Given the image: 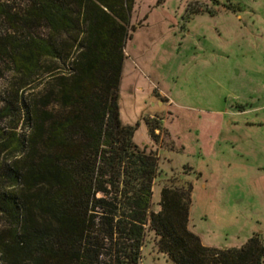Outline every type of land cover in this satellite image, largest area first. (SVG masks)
I'll return each mask as SVG.
<instances>
[{
    "label": "trees",
    "instance_id": "16d2710c",
    "mask_svg": "<svg viewBox=\"0 0 264 264\" xmlns=\"http://www.w3.org/2000/svg\"><path fill=\"white\" fill-rule=\"evenodd\" d=\"M134 4L29 0L17 11L0 0V19L8 23L0 51L19 76L16 92L47 69V59L75 54L70 71L57 75L28 113V137L4 129L14 110L0 109V152H26L6 169L10 186H0V210L10 221L0 233L4 264H139L148 224L169 263L264 264L258 235L241 247L218 248L189 228L187 179H169L161 210L150 211L159 157L134 141L138 124L122 122L118 101ZM41 23L49 37L32 32ZM52 97L58 114L47 108ZM160 128L151 124V134Z\"/></svg>",
    "mask_w": 264,
    "mask_h": 264
},
{
    "label": "rangeland",
    "instance_id": "374dc122",
    "mask_svg": "<svg viewBox=\"0 0 264 264\" xmlns=\"http://www.w3.org/2000/svg\"><path fill=\"white\" fill-rule=\"evenodd\" d=\"M5 1L17 11L29 2ZM158 2L135 0L118 89L122 122L138 124L134 141L159 157L150 211L161 210L169 179L181 177L193 184L189 228L205 245L241 247L254 235L264 243V0ZM7 29L0 19V35ZM32 32L50 34L45 23ZM74 56L47 59L16 92L19 76L0 51V109L14 110L1 126L28 137V113ZM47 108L62 111L55 97ZM151 124L161 126L157 137ZM25 154L0 152V186H10L6 169ZM9 224L0 210V233ZM157 239L148 224L139 264H172Z\"/></svg>",
    "mask_w": 264,
    "mask_h": 264
},
{
    "label": "crops",
    "instance_id": "0c3cea01",
    "mask_svg": "<svg viewBox=\"0 0 264 264\" xmlns=\"http://www.w3.org/2000/svg\"><path fill=\"white\" fill-rule=\"evenodd\" d=\"M153 85H154V87L159 88L157 85H155V84H153ZM160 91L164 92V90H162V89Z\"/></svg>",
    "mask_w": 264,
    "mask_h": 264
}]
</instances>
